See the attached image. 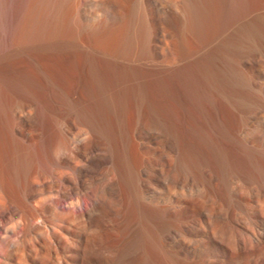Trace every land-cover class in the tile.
<instances>
[{
  "label": "rangeland",
  "instance_id": "374dc122",
  "mask_svg": "<svg viewBox=\"0 0 264 264\" xmlns=\"http://www.w3.org/2000/svg\"><path fill=\"white\" fill-rule=\"evenodd\" d=\"M25 1L0 0V186L23 204L50 178L61 202L4 264H264V106L206 67L234 35L214 0H197L196 48L172 0H69L60 35L21 39ZM138 12L144 44L116 49ZM234 63L264 101V52Z\"/></svg>",
  "mask_w": 264,
  "mask_h": 264
},
{
  "label": "bare ground",
  "instance_id": "6f19581e",
  "mask_svg": "<svg viewBox=\"0 0 264 264\" xmlns=\"http://www.w3.org/2000/svg\"><path fill=\"white\" fill-rule=\"evenodd\" d=\"M68 1L69 0H26V7H30V10L32 11L30 12V10H28L31 15L25 10L28 13V18H25V11H22L21 14H18L15 20V23L17 22L16 24H20L19 28L22 27L19 33L21 39L22 37L27 38L28 30H31V28L34 29V27L38 31V34L52 32L55 33L54 35L58 33V35H60L64 27L63 22L67 21L65 18H69L70 13H73V11L68 10V13L69 11L70 13L69 17H67L66 10L69 9V6L67 5V3H69ZM247 1L248 0H214L213 3L218 7L217 9L224 23L225 21L233 23L234 35L232 38L233 40H230L231 42L228 44V47H225V52L213 56L207 63L206 67L215 79L214 81L216 82L217 88L222 93L229 95L244 110L251 112L252 110H255V108H262L264 106V101L256 91V84L251 83L249 79L237 69L234 60L242 50L249 52H264V13L262 12L263 14L260 15L257 14L258 5H260L258 4V0H253L250 4ZM171 2L174 5L177 15L181 18L180 32L183 34L182 36L187 38L191 48H196L199 44L196 37H198V39L202 37L203 33L201 32L206 29L205 28L201 31L203 27L200 28L199 26L201 25H198L199 14L197 0H172ZM246 2L249 5H247ZM263 3L264 0H262V4ZM66 5L67 9L64 8V10L63 7H66ZM243 5H245V7ZM242 8H244V13L241 14L243 10L240 12L239 9ZM71 17L73 19V16ZM129 23L131 25H128ZM93 24H96V22L92 23V25ZM128 24L126 23L127 27L124 28V30L122 29L121 33L119 32L118 34V38L113 46L116 49L135 50L138 47L141 48L145 42L143 30L146 23L144 18H142V13L138 12L135 17L129 18ZM87 27L90 31L89 26ZM75 29L76 31L74 34L77 32V35H79L78 33L84 32L87 28L80 26ZM89 31H85L86 33L84 34L89 39H93V41H96V38L98 39L102 36V34H100V37H95V35L93 36L94 33L90 34L92 32L89 33ZM96 31L98 32V30ZM230 32L232 33V31ZM130 34L132 35L130 36ZM107 45H109V43H107ZM46 183H48L49 186L46 187L44 185ZM31 187L32 190L27 194L28 203L13 204L0 186V264H4L8 259V256L10 255L8 252L9 249L14 250L18 244L26 241L28 235L27 231L29 229L33 228L35 225H40L41 229L45 230L44 213L47 209L52 214L60 211L61 200L57 193L52 189V179L45 178L43 180H33ZM47 191L50 194L44 196V193ZM66 194L67 198L70 199V205H74L78 202L77 196H72L71 191L67 190ZM4 220H9L11 225L5 228Z\"/></svg>",
  "mask_w": 264,
  "mask_h": 264
}]
</instances>
